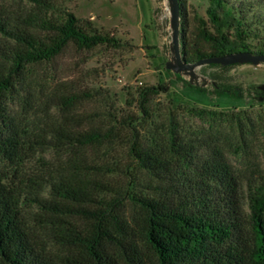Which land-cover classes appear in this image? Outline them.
Returning <instances> with one entry per match:
<instances>
[{"label":"trees","instance_id":"trees-1","mask_svg":"<svg viewBox=\"0 0 264 264\" xmlns=\"http://www.w3.org/2000/svg\"><path fill=\"white\" fill-rule=\"evenodd\" d=\"M26 1L31 8L20 15L0 11V37L6 41L0 44V158L12 163L22 160V148L5 100L15 91L26 65L51 60L68 44L80 50L123 44L51 0ZM206 1L209 27L203 24L197 32L206 49L182 48L183 61L234 52L264 54L263 44L247 42L249 32L235 6L228 0ZM177 3L182 16V0ZM166 91L165 84L135 90L136 108L147 125L142 131L115 120L109 107L103 113H79L81 105L93 98L90 91L58 97L66 110L63 120L41 144L70 149L81 157L71 160L75 174L45 181L48 199L35 191L27 200L49 213L52 227H72L66 228L60 241L80 250L76 255L57 254L37 244L22 220L21 193L0 177V264H151L147 252L154 264H264V194L248 185L249 215L245 216L239 175L225 156L228 149L239 153L247 146L250 132L242 117L185 108L200 120L234 126L235 141L219 132L215 136L198 129L188 132L172 113L165 124H155L149 102ZM139 119L128 117L130 124ZM121 145L127 149L128 169L139 171L143 179L122 169L119 156H113ZM118 172L126 173L127 183L113 180ZM127 203L134 213L125 211ZM71 217L83 218L84 227H73Z\"/></svg>","mask_w":264,"mask_h":264},{"label":"rangeland","instance_id":"rangeland-1","mask_svg":"<svg viewBox=\"0 0 264 264\" xmlns=\"http://www.w3.org/2000/svg\"><path fill=\"white\" fill-rule=\"evenodd\" d=\"M51 1L79 19L89 20L97 31H106L123 44L117 47L97 45L81 50L68 44L51 60L27 64L16 80L15 91L5 100L6 114L22 148V160L12 163L0 158V177L8 187L21 193L22 220L36 243L50 253L68 251L76 255L80 250L60 241L62 233L73 230L72 227H52L48 223L49 213L27 199L35 191L48 199L46 180L76 173V165L73 167L71 160L81 156H75V151L70 149L41 143L49 138L53 126L63 120L66 110L59 106L58 97L84 90L92 92L93 98L81 105L77 110L79 113H103L109 107L115 120H124L139 131L147 125L136 108L134 98L135 90L143 85L165 84L167 87L166 92L158 93L149 102L151 120L155 124H165L167 116L172 113L188 132L198 129L205 136L219 132L220 136L235 141L237 134L234 126H228L227 122L200 120L188 115L185 108L222 111L229 117L240 115L250 132L247 146L239 153L228 149L225 156L239 175L241 208L248 216V185L264 194V91L258 87L264 83V63L233 64L226 68L207 64L196 66L197 84L189 83L187 75L174 73L164 65L171 56L166 0ZM228 2L239 10V13L236 12L249 32L247 42L252 46L264 45V0ZM206 6V0H182V16L178 18L180 56L182 48L187 52L196 48L206 49L197 35L200 26L205 24L209 27ZM30 8L26 0H0V11L8 14L20 15ZM181 36L184 37L183 44ZM3 42L6 41L0 37V44ZM203 79L205 85H201ZM125 100H130V103ZM130 116L140 118L138 123L130 124ZM126 151V147L121 145L113 156H119L122 169L143 179L139 171L128 169L131 163ZM112 178L124 184L128 181L126 173L121 172L115 173ZM110 195L106 194L107 198ZM125 211L132 214L135 208L127 203ZM68 220L76 229L83 228L86 223L81 217ZM147 255L154 264L152 254L147 252Z\"/></svg>","mask_w":264,"mask_h":264},{"label":"water","instance_id":"water-1","mask_svg":"<svg viewBox=\"0 0 264 264\" xmlns=\"http://www.w3.org/2000/svg\"><path fill=\"white\" fill-rule=\"evenodd\" d=\"M168 10V23L170 28V46L171 52L170 59L165 62V68L171 70L174 73H182L188 76V82L197 84V75L194 72L196 66H201L207 63H214L220 66H226L231 64H243L249 63L257 65L264 63V54H251L249 52H234L227 53L215 57H209L199 59L195 62H185L181 59L178 49V34H179V9L177 0H166ZM206 81L203 79L201 85H205ZM259 89L264 91V83L260 84Z\"/></svg>","mask_w":264,"mask_h":264}]
</instances>
